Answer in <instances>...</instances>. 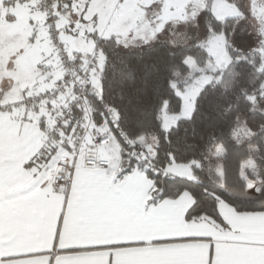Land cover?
<instances>
[{
	"label": "snow or ice",
	"instance_id": "1",
	"mask_svg": "<svg viewBox=\"0 0 264 264\" xmlns=\"http://www.w3.org/2000/svg\"><path fill=\"white\" fill-rule=\"evenodd\" d=\"M0 264H264V0H0Z\"/></svg>",
	"mask_w": 264,
	"mask_h": 264
},
{
	"label": "crops",
	"instance_id": "2",
	"mask_svg": "<svg viewBox=\"0 0 264 264\" xmlns=\"http://www.w3.org/2000/svg\"><path fill=\"white\" fill-rule=\"evenodd\" d=\"M3 39L6 43L12 42V33L9 29L5 28L3 32ZM175 217V212L172 209L166 210L159 214L150 224L140 226V231H155L161 227L171 225Z\"/></svg>",
	"mask_w": 264,
	"mask_h": 264
}]
</instances>
